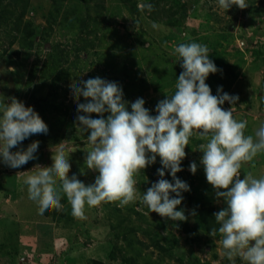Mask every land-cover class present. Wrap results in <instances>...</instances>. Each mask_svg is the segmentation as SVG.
Here are the masks:
<instances>
[{
    "label": "rangeland",
    "instance_id": "rangeland-1",
    "mask_svg": "<svg viewBox=\"0 0 264 264\" xmlns=\"http://www.w3.org/2000/svg\"><path fill=\"white\" fill-rule=\"evenodd\" d=\"M57 1L29 0L22 27L30 22L34 29L33 48H28L22 33L9 46L15 35L12 24L0 26V101L10 103L6 98L16 97L26 107H33L49 129L47 134L32 135L22 142L24 148L33 141L40 142L34 154L36 159L18 169L0 162V264H90L92 259L111 264H246L239 256L228 260L219 233L214 238L210 231L195 228L192 203L196 197L217 210L225 207L223 201L215 199L206 180L200 162L203 153L199 151V145L205 141L197 132L185 148L183 170L177 173L190 186V191L182 193L183 201L177 209L184 210L192 228L188 232L170 219L150 213L139 202V196L160 179L159 157L155 164L136 175V201L124 207L118 206V202L85 206L83 218L71 214L66 196L62 218L47 216L45 212L38 214V206L29 199L23 179L24 172L36 165L51 166L52 155L63 145L71 164L69 177L75 174L86 185L94 183L98 173L85 165L87 151L91 149L88 133L75 125L77 104L69 86L91 76L117 82L126 101L143 98L145 107L156 115V104L165 94L175 91L182 71L178 56L173 55V46L181 42L208 47L209 59L220 71L209 74L206 84L213 95L222 88L223 92L239 97L234 117L247 120L245 134L254 135L264 124V0H246L247 8L233 5L227 11L219 7L218 0H185L187 15H183L184 0H159L151 13H133L121 0ZM58 4L60 12L56 10ZM87 5L91 33L81 31L78 17L87 12ZM164 6L166 16L155 19L154 16L162 17L160 9ZM73 7L78 13L69 17ZM135 21H139L137 27ZM153 23L158 27L154 29ZM87 44L89 52L81 49ZM60 56L65 61L58 73L48 61ZM34 68L36 73L32 75ZM57 76L55 86L53 80ZM80 102H85L83 97ZM56 105L70 111L65 113ZM222 107L228 109L232 105L225 102ZM191 162L198 165L195 174L189 170ZM248 172L256 178L264 176V153L242 165L241 178ZM164 178H171L167 170ZM161 223L164 225L160 226ZM170 232L177 237L173 257L163 256L152 244L156 239L169 246L166 237ZM113 250L116 257L112 256Z\"/></svg>",
    "mask_w": 264,
    "mask_h": 264
},
{
    "label": "clouds",
    "instance_id": "clouds-1",
    "mask_svg": "<svg viewBox=\"0 0 264 264\" xmlns=\"http://www.w3.org/2000/svg\"><path fill=\"white\" fill-rule=\"evenodd\" d=\"M218 5L226 11L233 5L240 9L249 6L246 0H218ZM138 9L151 13L154 6L140 3ZM138 24L135 21L136 27ZM152 27L158 25L153 23ZM209 54L208 47L197 42L173 46V55L178 56L182 71L175 91L165 94L156 104V115L145 107L143 98L126 101L117 82L100 77L74 81L69 87L77 104L75 125L88 133L91 145L85 165L98 175L88 185L75 174L69 177L71 164L61 145L52 155L51 166L36 165L35 171L32 168L24 172L23 183L29 199L38 206V214L43 215L50 208L62 211L63 196L71 206V214L78 218L84 217L85 206L118 202V206L124 207L138 198L136 175L155 164L159 157L160 179L139 196V202L150 213L173 222L185 221L184 210L177 207L182 204V193L190 191V186L177 173L183 170L185 148L197 132L205 141L199 145V151L203 153L200 162L206 180L215 199L225 204L213 214L219 227H213L209 234L215 238L219 233L228 260L239 256L246 264H264V176L256 178L248 172L241 178L242 165L264 153V124L254 135H246L248 121L234 117L239 97L223 92L222 88L217 89V95L212 94L206 80L209 74L220 70ZM81 97L85 102H80ZM6 99L10 103L0 101V162L18 169L36 159L34 154L40 143L33 141L24 148L22 142L32 135L47 134L49 129L33 107H26L14 96ZM225 102L232 107L223 108ZM14 148L18 150L12 151ZM197 168L196 162L190 163L192 174ZM165 170L172 182L164 178Z\"/></svg>",
    "mask_w": 264,
    "mask_h": 264
},
{
    "label": "trees",
    "instance_id": "trees-1",
    "mask_svg": "<svg viewBox=\"0 0 264 264\" xmlns=\"http://www.w3.org/2000/svg\"><path fill=\"white\" fill-rule=\"evenodd\" d=\"M121 1L127 8L130 9L131 12H133V13H140L141 12L138 9V2L137 1H134V0H121ZM152 1H153L152 5L154 6V9H153V12H154V10H156V7L159 4V0H152ZM57 2L58 1L56 0V3ZM186 3L187 2L185 0L182 1L183 15H187ZM28 5H29V0H0V26H4L5 24H7L6 26H8L11 23L12 24L11 28L15 32V35H12V39L9 42V46L12 45L17 40L19 33H22V35L24 36L28 48H33V46H34V42L31 40V38L35 35V31H34V29L31 28L30 22L26 23L25 26L22 27L23 18L25 16ZM98 6H101V5H98ZM85 8H86L87 12H83L82 14L78 15L79 22L81 24L80 29L83 32L87 31L88 33H91V32H93V30H90V19H91V17H90V14L88 12V9H89L88 5ZM163 8L164 9H162V8L160 9V7L158 8L162 11V17L154 16L155 19L159 20V19L163 18V15L166 16L165 6ZM171 8H173V5ZM56 10H57V12L61 11V7L59 4L57 5ZM175 12L177 13V10H175ZM71 13L72 14L69 15V17L70 16H72V17L76 16L78 13V9L73 7ZM96 21L98 23L102 22L101 20H100L101 22L98 20H96ZM166 22L168 24H170V21L167 20ZM43 38L46 39V36L43 35ZM87 46H88V44L86 45V47H82L81 49L86 50V52H89ZM91 46L93 47L94 43H91L90 47ZM63 61H65V58L60 56L59 58H57V57L53 58L51 61H48V63L51 64V67H53V69H57L58 73H61L62 70L59 68L62 66ZM35 73H36V70L34 68L32 70L31 74L33 75ZM91 78H93V76H91ZM58 79H59V76H57L53 80V84L55 86L57 85ZM129 98H133V95H130ZM56 108L58 110H60L62 108V106L56 105ZM61 110L65 111V113L70 111L68 107H64ZM169 181L172 182V177L169 179ZM172 195H174V194H172ZM195 200L196 201L194 203H192V205L194 207V214H195V219H196L195 228L196 229H202L204 231H210L213 227L218 228L219 225L216 224L213 214L218 212L219 210H217L214 206H212L210 204L202 203L201 201H199V198H197V197ZM65 202H66V199L64 197H62L61 203L64 204ZM179 208L180 207L178 206L177 209H179ZM45 214L47 216H53L54 218L56 216H59L60 218H62L65 215L64 211H57V210L52 209V208L46 210ZM163 225H164L163 223L160 224V226H163ZM175 225L180 227L181 230H184L187 232L192 230L188 221H186V220L185 221H175ZM166 241L169 244V246L165 245L163 242H161L160 240H156V239L153 240L152 244L156 248H158V250L161 252V254L163 256L173 257L174 256V253H173L174 248L173 247L175 246V243L177 242V237H176L175 233L170 232L169 235L166 237ZM112 256L116 257L115 250H113ZM131 261H133V260L131 259ZM90 264H111V263H107L105 261L98 260V259H92L90 261ZM127 264H133V262H129Z\"/></svg>",
    "mask_w": 264,
    "mask_h": 264
}]
</instances>
